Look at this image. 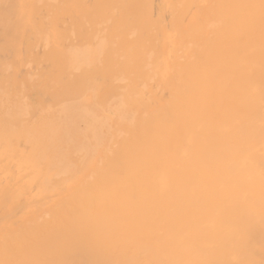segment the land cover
<instances>
[{"label": "bare ground", "instance_id": "6f19581e", "mask_svg": "<svg viewBox=\"0 0 264 264\" xmlns=\"http://www.w3.org/2000/svg\"><path fill=\"white\" fill-rule=\"evenodd\" d=\"M0 264H264V0H0Z\"/></svg>", "mask_w": 264, "mask_h": 264}]
</instances>
